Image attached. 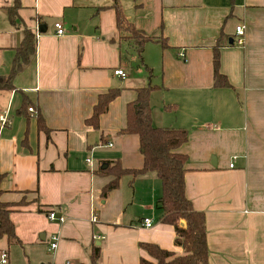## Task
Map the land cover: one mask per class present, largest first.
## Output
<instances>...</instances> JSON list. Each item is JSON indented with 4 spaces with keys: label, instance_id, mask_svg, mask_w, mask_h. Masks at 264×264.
<instances>
[{
    "label": "crops",
    "instance_id": "1",
    "mask_svg": "<svg viewBox=\"0 0 264 264\" xmlns=\"http://www.w3.org/2000/svg\"><path fill=\"white\" fill-rule=\"evenodd\" d=\"M11 2L0 0V77L25 28L36 47L14 90L0 92V200L17 239H0L6 264H91L94 247L99 264L155 263L142 244L183 255L156 208L155 173L124 175L102 197L117 165L143 166L138 137L119 131L127 103L147 86L156 87L152 125L187 132L177 151L187 156L185 197L204 215L207 264H264V0H19L16 26ZM115 7L153 39L141 55L146 71L132 68L135 57L123 51L132 43L120 39ZM56 22L64 35H56ZM216 48L229 86L214 84ZM111 89L119 96L91 126L98 97ZM51 212L63 222L50 220Z\"/></svg>",
    "mask_w": 264,
    "mask_h": 264
},
{
    "label": "trees",
    "instance_id": "2",
    "mask_svg": "<svg viewBox=\"0 0 264 264\" xmlns=\"http://www.w3.org/2000/svg\"><path fill=\"white\" fill-rule=\"evenodd\" d=\"M13 4L7 7L8 20L16 26L19 19L21 5L19 0H12ZM116 28L120 39L133 44L134 50L142 61L143 47L153 39L143 32L136 30L124 17L119 7H115ZM36 38L32 31L24 29V36L16 48L10 72L0 77V92L14 90L13 80L22 67L29 63L35 52ZM214 84L215 86H229L226 78L219 72V53L214 49L213 54ZM155 86H147L136 90V98L125 107V124L119 131L120 135H135L139 140V148L143 157V166L138 170L122 169L115 179L102 190V197L106 198L110 191L118 187L119 180L124 175L133 179L139 175L153 172L161 184V195L157 199L156 208L162 212L161 222L173 227L175 232L174 244L183 250L182 256H174L172 252L162 250L153 244H142L141 248L155 260L151 263L141 260L140 264H207L208 251L205 238V221L201 212L192 208L190 201L185 197V164L187 156L179 153L178 148L187 141V132L182 129H164L152 125L150 94ZM118 89H111L98 97L93 109L92 117L86 122L93 127L98 126L99 117L104 114L111 101L119 96ZM37 125L40 130H46L40 116H37ZM2 175L0 174V182ZM1 196V190H0ZM184 223L181 227L180 223ZM6 236L10 244L17 241L13 225L9 219L7 205L0 200V239ZM100 250L92 249L91 264H99Z\"/></svg>",
    "mask_w": 264,
    "mask_h": 264
},
{
    "label": "built area",
    "instance_id": "3",
    "mask_svg": "<svg viewBox=\"0 0 264 264\" xmlns=\"http://www.w3.org/2000/svg\"><path fill=\"white\" fill-rule=\"evenodd\" d=\"M54 29L56 31V35L57 36H62L64 35V29H63V26L60 22H56L54 23ZM38 33V31H36ZM235 34H236V38H235V44L238 45V46H242L244 44V36H245V28L243 25H239L235 28ZM180 57H183L182 54L179 55ZM113 74L115 76H118L120 78H125L126 74L123 70L121 69H116ZM28 112L29 113H34L33 109L32 108H29L28 109ZM6 123V117L5 116H0V125L1 126H4ZM88 163H90L89 160H87ZM230 168L233 167V164H231L229 166ZM48 218L52 221H59V222H63V219L62 218H58L56 216V214L54 212H51L49 213L48 215ZM96 219L95 217H92V222H95ZM143 226L145 228H151L152 227V222L150 219H144L143 222H142ZM56 248V239H54V241H52L50 243V246H49V251H54V249ZM0 262L2 264H6L7 260H6V254L5 253H2L1 256H0Z\"/></svg>",
    "mask_w": 264,
    "mask_h": 264
},
{
    "label": "rangeland",
    "instance_id": "4",
    "mask_svg": "<svg viewBox=\"0 0 264 264\" xmlns=\"http://www.w3.org/2000/svg\"><path fill=\"white\" fill-rule=\"evenodd\" d=\"M12 4H13V1L11 2L10 6ZM131 45H130V43H125L124 46H123V51L124 50H128L130 52L125 53V55L126 56H129L131 54L133 57H135L134 58L135 59V62H133V64H132L133 67L132 68H134V69L137 68L138 69V67H139V68L143 69L144 71H146L145 68H143V67H145L144 64H143V62L139 59L138 55L136 54V52L134 50V47H132L133 50L131 49Z\"/></svg>",
    "mask_w": 264,
    "mask_h": 264
},
{
    "label": "water",
    "instance_id": "5",
    "mask_svg": "<svg viewBox=\"0 0 264 264\" xmlns=\"http://www.w3.org/2000/svg\"><path fill=\"white\" fill-rule=\"evenodd\" d=\"M37 31L39 33V32H41V29L38 27ZM229 43H232V41L230 40ZM180 226L183 227L184 226V223H180Z\"/></svg>",
    "mask_w": 264,
    "mask_h": 264
}]
</instances>
